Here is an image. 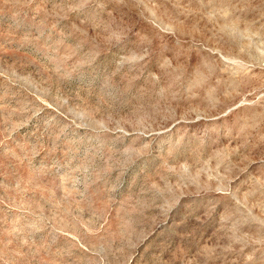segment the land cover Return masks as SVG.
Returning a JSON list of instances; mask_svg holds the SVG:
<instances>
[{
    "label": "rangeland",
    "instance_id": "obj_1",
    "mask_svg": "<svg viewBox=\"0 0 264 264\" xmlns=\"http://www.w3.org/2000/svg\"><path fill=\"white\" fill-rule=\"evenodd\" d=\"M0 264H264V0H0Z\"/></svg>",
    "mask_w": 264,
    "mask_h": 264
}]
</instances>
